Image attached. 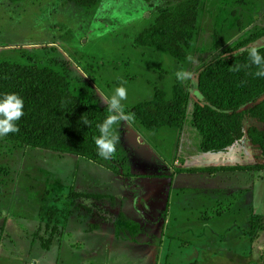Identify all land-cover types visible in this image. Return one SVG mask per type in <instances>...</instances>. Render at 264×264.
<instances>
[{
  "label": "rangeland",
  "instance_id": "1",
  "mask_svg": "<svg viewBox=\"0 0 264 264\" xmlns=\"http://www.w3.org/2000/svg\"><path fill=\"white\" fill-rule=\"evenodd\" d=\"M166 8L164 1L143 0H100L92 8L63 0L1 3L0 61L56 69L74 95L108 111L115 88L124 86L128 98L122 103L130 118L114 126L119 143L99 164L0 137V264H60L59 249L64 264H234L230 256L250 258L264 245V171L179 172L262 163L248 140L228 152L202 153L191 125L192 107L181 131L150 133L129 114L134 105L150 101L156 89L171 95L178 71L190 73L182 83L194 102L197 76L206 64L252 35L264 34V0H201L198 30L184 63L134 44ZM215 32L221 37L218 49L213 48ZM263 45L264 37L250 46ZM252 125L246 122V128ZM170 171L173 176H167ZM75 188L80 194L71 201ZM134 196H141L135 204L152 214L150 220L162 206L157 216L175 225L165 231L173 227L181 237L165 238L161 225L157 233L153 223L144 231L138 222L123 225L125 216L136 219L130 209ZM123 200L127 203L121 207ZM76 201L74 217L67 209ZM251 215L260 218L254 238ZM65 216L71 220L65 231L69 241L49 240L47 232L37 230L62 225ZM136 225L137 233L132 231ZM80 230L86 232L80 235ZM195 234L205 240L189 242Z\"/></svg>",
  "mask_w": 264,
  "mask_h": 264
},
{
  "label": "trees",
  "instance_id": "2",
  "mask_svg": "<svg viewBox=\"0 0 264 264\" xmlns=\"http://www.w3.org/2000/svg\"><path fill=\"white\" fill-rule=\"evenodd\" d=\"M22 1L27 0H7L8 3ZM63 1L79 8H92L100 2ZM143 1L147 4L164 1L167 8L161 10L154 22L138 34L134 44L165 52L177 63H184L198 30L201 0ZM2 2L3 0H0V5ZM263 37L264 34L256 33L235 44L226 56H220L206 64L197 76L194 102L190 101V94L183 83L177 81L172 86L171 95L156 89L150 101L138 103L130 108L132 119L148 132L158 133L165 128L181 131L188 108L192 107L191 125L200 137L199 146L202 153L228 152L232 147L248 140L260 153L262 160V163L254 166L180 169V173L214 175L237 171H264V79L255 77L254 73L259 69L251 65L247 49ZM220 45L221 37L215 32L213 48L218 49ZM258 49L261 55H264V45ZM237 68L239 70H236ZM8 94H16L22 98L24 115L15 122L19 132L9 133L3 136L4 138L34 150L84 158L96 164L104 158L98 154L96 145V139L100 136L98 125L111 114L105 108L92 106L74 95L70 82L59 71L36 64L0 61V98ZM248 106L249 108L245 109ZM84 120L88 121L87 125ZM248 120L256 125L246 128ZM73 196L75 195L71 192L69 198ZM68 213L72 215L71 208L67 209ZM66 216L62 225L45 224L43 229L37 230L47 232L49 240L57 237L65 243L66 240L69 241L68 232H65L64 228L67 223ZM259 219L257 215L250 217L251 238L256 236L259 229ZM75 243L79 244L78 241ZM42 246L43 250H49L47 244ZM60 250H57L58 260ZM248 257L250 258L243 259L230 256V262L261 264L264 259V245L252 251Z\"/></svg>",
  "mask_w": 264,
  "mask_h": 264
},
{
  "label": "clouds",
  "instance_id": "3",
  "mask_svg": "<svg viewBox=\"0 0 264 264\" xmlns=\"http://www.w3.org/2000/svg\"><path fill=\"white\" fill-rule=\"evenodd\" d=\"M191 57L189 60L191 61ZM248 59L251 65H255L258 71L254 73L255 77L264 79V55H261L257 47L250 46L248 49ZM236 70H239L238 68ZM176 79L183 82L190 78V73L186 71H178L175 73ZM128 98L127 89L124 86L115 88L110 100L108 108L111 115L104 122L98 125L100 136L96 139L98 154L101 157L108 158L116 150L119 143V137L114 134V126L118 125L121 119H128L125 115L123 103ZM24 102L16 94H8L0 98V137L7 136L9 133L19 132V127L15 123L24 115ZM85 125L87 120L83 121Z\"/></svg>",
  "mask_w": 264,
  "mask_h": 264
},
{
  "label": "crops",
  "instance_id": "4",
  "mask_svg": "<svg viewBox=\"0 0 264 264\" xmlns=\"http://www.w3.org/2000/svg\"><path fill=\"white\" fill-rule=\"evenodd\" d=\"M179 160H177V162H178ZM181 169H185V168H181ZM177 173V172H176ZM172 175L173 176V174H174V172L172 173V171H170V173L169 174H167V176L168 175ZM82 186V185H81ZM83 188H84V186H82ZM157 189H159V187L157 188ZM75 191L78 193H73L75 196H73L70 200L71 201H73L74 199H75V197H76V195H79L80 193H79V189H77V188H75ZM166 191V190H165ZM86 194H85V196H87V197H89L90 198V196H92V195H89V194H87V192H85ZM81 196H83V195H81ZM93 197V196H92ZM99 197V196H98ZM136 199H135V201H133V200H131L130 201V205H131V210H132V215L133 216H135V220L134 219H132V218H134V217H132L131 218V220L129 221V220H127L128 219V216L126 217L125 216V218H124V220L125 221H122V224L123 225H125L126 226V223L127 222H129V223H132V224H136L137 222L141 225V230H145V227H149V225L151 224V223H153L154 224V227L156 228V229H154L157 233L159 232V229H158V227L157 226H159V225H161V229L163 228V230H161L160 232L162 233V231H163V233H162V235L165 237V238H168V239H175V236H180L181 237V235H179L178 234V231H173L172 230V228H171V230H170V232H168L167 233V230L165 231V229H167V226H175V225H172V224H174V223H171V221H168V219L167 218H162L163 216H157L158 215V213H159V211H158V209L159 210H161L162 209V206H159L158 207V209H155V211H154V215L153 216H151V218L153 219V220H150V219H148V216L149 215H152V214H150V212H149V214H147L144 210H141V211H139V209H138V207H137V205L135 204L136 203V201L138 200H141V196L140 197H136V196H134ZM81 198H83V197H81ZM156 201H157V199H155ZM165 200V199H164ZM161 201H163V199H161ZM125 203H127L126 202V200H123V202H121V207L125 204ZM68 204H69V206H68V208L70 209L71 208V211H72V213H73V216H74V214H75V209H76V204H77V201L76 202H72V204H70V202H68ZM167 204V203H166ZM79 207H82V206H79ZM165 210H167V206H166V209ZM164 210V211H165ZM96 213H99V210H97V211H95ZM120 213L122 214V211H120ZM138 216H137V215ZM98 215V214H97ZM75 217V216H74ZM101 217V216H100ZM159 218V219H156V218ZM138 219V220H137ZM154 219H155V221H154ZM162 219H163V222H162ZM152 221H154V222H152ZM103 222V221H102ZM121 222V221H120ZM119 222V223H120ZM66 227H65V231L69 228V226H71V220L69 219V221H67V223H66V225H65ZM68 226V227H67ZM125 226H124V228H125ZM134 226V225H133ZM131 227V226H130ZM69 230V229H68ZM124 230H128L127 228L126 229H124ZM137 230H139L138 229V227H137V225L135 226V228H133V230L132 231H135L136 233H137ZM71 231V230H70ZM79 233L78 234H80L81 235V232L82 233H85L86 231H84V230H80V231H78ZM147 235H148V233H146ZM168 234V235H167ZM200 235H202V234H200ZM196 238V240L197 239H199V240H201V242L203 241V240H205L204 239V237L203 236H199V237H197V235L195 234V235H193L192 237H190L189 238V242H191V240L192 241H194V239ZM158 238H154V241H156ZM77 240H81L82 241V239H77ZM195 240V241H196ZM211 243H213V241H209L208 240V244H211ZM200 249H203V250H205V247H202V248H200ZM200 249H198V250H200ZM63 251H64V248L62 249ZM63 261V258H62V255H60V264H64V262H62Z\"/></svg>",
  "mask_w": 264,
  "mask_h": 264
}]
</instances>
